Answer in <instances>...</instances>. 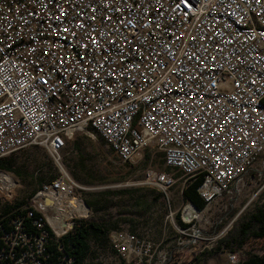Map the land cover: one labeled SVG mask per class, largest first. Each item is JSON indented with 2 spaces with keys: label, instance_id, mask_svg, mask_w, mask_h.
I'll use <instances>...</instances> for the list:
<instances>
[{
  "label": "built area",
  "instance_id": "1",
  "mask_svg": "<svg viewBox=\"0 0 264 264\" xmlns=\"http://www.w3.org/2000/svg\"><path fill=\"white\" fill-rule=\"evenodd\" d=\"M263 96L264 0H0V157L37 144L58 163L67 135L90 128L121 161L159 151L169 170L153 183L199 179L211 204L264 151ZM74 187L60 173L26 198L34 230L9 216L0 264H77L45 248L88 214ZM187 205L190 242L201 209ZM108 235L135 253L131 235Z\"/></svg>",
  "mask_w": 264,
  "mask_h": 264
},
{
  "label": "rangeland",
  "instance_id": "2",
  "mask_svg": "<svg viewBox=\"0 0 264 264\" xmlns=\"http://www.w3.org/2000/svg\"><path fill=\"white\" fill-rule=\"evenodd\" d=\"M68 135L58 152V163L37 144H28L11 152L13 166L19 174L8 171L15 183L10 188H0V215L11 212L19 202L18 206L24 204L40 186L37 185L39 181L46 183L61 173L64 178L81 186L72 188V191L82 196L84 201L85 198L96 200L100 196L98 206L88 207L85 218L111 220L113 226L110 230L131 235L135 248V253L125 259L110 241L109 230L103 242L87 240L84 262L164 264L167 249L171 247L172 258L177 261L196 255L194 264H236L244 256V251L258 254L263 251L262 238L249 237L240 250L234 251L232 247L218 243V239L243 214L264 204V151L214 203L205 204L203 201L201 207L194 205L201 209L193 224L199 236L189 242L191 230L186 228L185 233L180 232L181 227H186L181 223L180 209L189 202L182 199L181 190L189 181L182 182L178 178L166 189H159L153 183L154 177L169 170L159 151L143 147L138 150L136 160L121 161L90 128ZM79 215L84 213L76 214ZM85 218L75 217V220ZM177 223L180 228L176 227ZM232 254L235 261H231Z\"/></svg>",
  "mask_w": 264,
  "mask_h": 264
},
{
  "label": "trees",
  "instance_id": "3",
  "mask_svg": "<svg viewBox=\"0 0 264 264\" xmlns=\"http://www.w3.org/2000/svg\"><path fill=\"white\" fill-rule=\"evenodd\" d=\"M262 101L264 103V96ZM99 138L103 140L100 136ZM13 162L14 158L11 152L7 155L1 156L0 168L19 174L18 170L13 166ZM28 177H30V175H28ZM198 182L199 179L188 182L187 185L182 188L181 195L184 199L189 200L195 206L201 207L203 205V200L196 191V185ZM40 184L41 181L37 183L38 186ZM99 197L100 196L97 197L93 206H98L97 200ZM18 204L15 205L16 208L12 209L11 212L0 215V227L4 228V226L7 225V219L9 216H21L25 228L29 231L34 230L32 220L38 216V212L31 211L30 214L27 215V209L21 206L23 203L19 206ZM76 222L78 224H75L68 233L63 235L59 242L56 243L54 240H48L45 244L46 251L49 253L50 258L55 260L56 256L60 253L57 249V244H61L64 251L74 258L75 263L95 264L83 261L88 247L87 240L92 239L103 242L106 238V233L111 229L113 224L111 223V220L104 217H100L99 219L87 217L85 219H79ZM108 224H110V226H108ZM249 237L262 238L264 241V204L257 205L251 211L243 214L238 219L237 223L232 226L223 237L218 239V243L232 247L231 250L233 251L240 250L242 244L247 241ZM170 250L171 247L167 249L164 264H194L197 259L196 255H194L188 260L177 261V259L172 258ZM243 253L244 256L239 259L236 264H264V246L263 251L259 254L249 251H244Z\"/></svg>",
  "mask_w": 264,
  "mask_h": 264
},
{
  "label": "bare ground",
  "instance_id": "4",
  "mask_svg": "<svg viewBox=\"0 0 264 264\" xmlns=\"http://www.w3.org/2000/svg\"><path fill=\"white\" fill-rule=\"evenodd\" d=\"M70 134V133H69ZM71 135V134H70ZM69 137V135H67ZM138 151L134 152L132 155H131V159L134 158V160H136L138 157H139V154H137ZM136 154V155H135ZM135 155V156H134ZM9 175V174H8ZM6 176L5 178L3 179H0V188L1 189H4V188H10L12 187V185L15 183V180L12 179L11 176ZM189 204L187 206V211L185 212V214L187 215L188 214V211H189Z\"/></svg>",
  "mask_w": 264,
  "mask_h": 264
},
{
  "label": "crops",
  "instance_id": "5",
  "mask_svg": "<svg viewBox=\"0 0 264 264\" xmlns=\"http://www.w3.org/2000/svg\"><path fill=\"white\" fill-rule=\"evenodd\" d=\"M133 160H134V158H133ZM181 197H182V195H181ZM182 199L183 200H187V199H184L183 197H182ZM189 201V200H188ZM87 202V203H86ZM95 202V200H90V199H86L85 198V203L88 205V207H90L91 208V206H93V204H95L94 203ZM190 202V201H189Z\"/></svg>",
  "mask_w": 264,
  "mask_h": 264
}]
</instances>
